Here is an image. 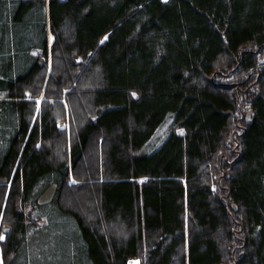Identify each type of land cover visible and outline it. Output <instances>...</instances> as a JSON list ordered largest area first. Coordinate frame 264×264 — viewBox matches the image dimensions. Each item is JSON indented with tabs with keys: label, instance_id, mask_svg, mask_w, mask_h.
Instances as JSON below:
<instances>
[{
	"label": "trees",
	"instance_id": "trees-1",
	"mask_svg": "<svg viewBox=\"0 0 264 264\" xmlns=\"http://www.w3.org/2000/svg\"><path fill=\"white\" fill-rule=\"evenodd\" d=\"M51 212L58 264H264V0H0V264Z\"/></svg>",
	"mask_w": 264,
	"mask_h": 264
},
{
	"label": "rangeland",
	"instance_id": "rangeland-1",
	"mask_svg": "<svg viewBox=\"0 0 264 264\" xmlns=\"http://www.w3.org/2000/svg\"><path fill=\"white\" fill-rule=\"evenodd\" d=\"M50 41H51V36H49V42ZM165 128L166 126L164 125L155 134V136L151 140V144L152 143L154 144L153 146H155L161 140L164 139ZM37 209H40V208H37ZM31 210L32 209L30 208H26V213H27L26 220L27 221H28V218H30L31 220L35 218L33 214H30ZM49 217L50 219H47V220L45 219L39 222V224L41 225L43 224V227L45 228V232L43 235H41V238H40L42 240L40 243L42 246L39 245V242L37 241L38 239H32V240H28L29 246L23 245L21 247V250L19 253H20L22 264H41V263L46 264L47 257H49V260L51 263L58 264V260L53 256L55 255L59 256L61 254L64 255L66 259H68V262H70V260L71 261L74 260V258L76 257V254H73L74 247L70 242V238H73L74 236L78 234H76V232L71 229V226L69 224L65 226L67 221L64 224L62 221H59L56 213L51 212V215ZM33 237L37 238V236L36 237L33 236ZM34 246L41 248V251L36 252L34 250L35 249ZM26 254H29L30 256H27ZM41 257L44 259H42Z\"/></svg>",
	"mask_w": 264,
	"mask_h": 264
},
{
	"label": "water",
	"instance_id": "water-1",
	"mask_svg": "<svg viewBox=\"0 0 264 264\" xmlns=\"http://www.w3.org/2000/svg\"><path fill=\"white\" fill-rule=\"evenodd\" d=\"M56 189H57V183L56 182L50 183L47 187H45L39 193V195L36 198V204L38 206H43V205L49 204L55 196ZM4 231L8 232L9 229L4 228Z\"/></svg>",
	"mask_w": 264,
	"mask_h": 264
},
{
	"label": "built area",
	"instance_id": "built-area-1",
	"mask_svg": "<svg viewBox=\"0 0 264 264\" xmlns=\"http://www.w3.org/2000/svg\"><path fill=\"white\" fill-rule=\"evenodd\" d=\"M126 264H141L138 259H129Z\"/></svg>",
	"mask_w": 264,
	"mask_h": 264
},
{
	"label": "bare ground",
	"instance_id": "bare-ground-1",
	"mask_svg": "<svg viewBox=\"0 0 264 264\" xmlns=\"http://www.w3.org/2000/svg\"><path fill=\"white\" fill-rule=\"evenodd\" d=\"M5 228H8V227H5ZM9 229V228H8Z\"/></svg>",
	"mask_w": 264,
	"mask_h": 264
},
{
	"label": "snow or ice",
	"instance_id": "snow-or-ice-1",
	"mask_svg": "<svg viewBox=\"0 0 264 264\" xmlns=\"http://www.w3.org/2000/svg\"><path fill=\"white\" fill-rule=\"evenodd\" d=\"M133 95H135V93H133Z\"/></svg>",
	"mask_w": 264,
	"mask_h": 264
}]
</instances>
